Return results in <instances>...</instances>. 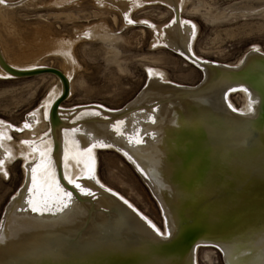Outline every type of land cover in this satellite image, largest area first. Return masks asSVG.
<instances>
[{"label": "bare ground", "instance_id": "6f19581e", "mask_svg": "<svg viewBox=\"0 0 264 264\" xmlns=\"http://www.w3.org/2000/svg\"><path fill=\"white\" fill-rule=\"evenodd\" d=\"M90 1L96 14L125 26L146 4L171 7L167 25L138 22L151 24L156 44L199 65L203 82L174 84L163 69L148 67L147 85L120 109L65 106L81 68L71 41L51 42L46 52L58 57L59 75L50 73L58 81L22 124L0 119V174L9 179L8 166L20 158L26 175L0 222V264H199L204 244L218 247L227 264H264V52L254 46L235 64L198 57L197 25L181 14L186 0ZM24 2L4 0L0 15ZM86 32L109 43L116 38L105 19ZM6 46L0 34V78L53 68L41 56L14 58ZM235 92L245 96L240 109L230 102ZM100 150L130 160L156 195L166 232L102 180Z\"/></svg>", "mask_w": 264, "mask_h": 264}, {"label": "rangeland", "instance_id": "374dc122", "mask_svg": "<svg viewBox=\"0 0 264 264\" xmlns=\"http://www.w3.org/2000/svg\"><path fill=\"white\" fill-rule=\"evenodd\" d=\"M69 1L67 5L57 6L53 0H25L13 8H4L0 15V34L14 58L25 60L41 56L49 67L60 68L58 57L46 51L53 41H71L81 69L75 73L73 93L62 102L65 106L98 104L112 110L120 109L136 99L145 88L148 67L163 69L174 84L190 87L202 84L204 78L199 65L170 46L156 44L151 24L139 23L144 19L160 26L171 23L175 12L168 5L146 4L134 11L133 23L125 26L121 18L115 24L112 15L96 14L98 9L90 0H77L83 4L80 9L75 0ZM181 14L197 25L194 50L198 57L235 64L254 46L264 52V0H186ZM101 19L107 20L118 39L113 38L109 43L87 38L90 35L86 30ZM56 80V76L50 73L0 78V119L13 127L22 124L48 95ZM230 102L232 108L240 109L245 96L242 92L232 93ZM12 135L20 141L22 133L17 131ZM56 145L55 154H59L60 139ZM116 153L100 150V177L166 232V222L153 193L130 160ZM58 158V166L63 170L60 154ZM35 162L40 164V161ZM8 168L9 179L0 174V222L10 199L26 177L20 158ZM197 253L199 264H227L221 250L214 245L204 244Z\"/></svg>", "mask_w": 264, "mask_h": 264}, {"label": "water", "instance_id": "95a60500", "mask_svg": "<svg viewBox=\"0 0 264 264\" xmlns=\"http://www.w3.org/2000/svg\"><path fill=\"white\" fill-rule=\"evenodd\" d=\"M46 72H48V73H55V74H57V75H59V73H58V71L56 70V69H54V68H47V69H37V70H34V71H32V72H23L24 74H35V73H39V74H41V73H46ZM66 98V93H64L63 94V96H62V98H60V100H58V104L60 103V102H62L64 99ZM155 197H156V195H155ZM229 199H230V197L228 198V201H229ZM234 203H232V204H229V205H233ZM202 231H203V228H201V229H199L198 231H193V229L191 230L190 229V231L187 233L188 235H191L192 237L193 236H195V234H197V233H202ZM201 235V234H200Z\"/></svg>", "mask_w": 264, "mask_h": 264}, {"label": "snow or ice", "instance_id": "6c2138e0", "mask_svg": "<svg viewBox=\"0 0 264 264\" xmlns=\"http://www.w3.org/2000/svg\"><path fill=\"white\" fill-rule=\"evenodd\" d=\"M4 0H0V3H3ZM40 209H38L37 207L33 206V211H39ZM154 227V226H153ZM158 231V230H157Z\"/></svg>", "mask_w": 264, "mask_h": 264}]
</instances>
